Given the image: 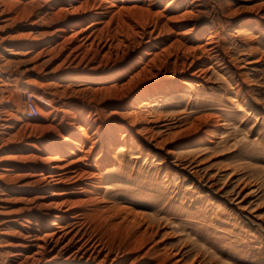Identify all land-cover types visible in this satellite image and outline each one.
<instances>
[{
    "label": "rangeland",
    "instance_id": "rangeland-1",
    "mask_svg": "<svg viewBox=\"0 0 264 264\" xmlns=\"http://www.w3.org/2000/svg\"><path fill=\"white\" fill-rule=\"evenodd\" d=\"M108 1H91L106 56L75 51L86 5L73 24L75 0H0V264H53L28 237L53 200L43 158L82 144L81 125L91 140L61 163L90 154L103 180L69 198L136 220L143 243L121 264H264V0Z\"/></svg>",
    "mask_w": 264,
    "mask_h": 264
},
{
    "label": "bare ground",
    "instance_id": "bare-ground-1",
    "mask_svg": "<svg viewBox=\"0 0 264 264\" xmlns=\"http://www.w3.org/2000/svg\"><path fill=\"white\" fill-rule=\"evenodd\" d=\"M91 1L92 0H75V2L79 4L78 7H76V9L73 8V3L69 6V8L74 9L69 16L73 24L80 23L79 20L82 19L85 23L88 22L87 25L81 27L76 32V35L74 34V38L80 41L79 45L75 47V51H80L84 47L93 49V47L95 48L96 46L98 49H107L105 52L107 56L111 54L112 50L115 48L111 42L112 38L111 40H109L110 38L105 40L103 37L104 29L101 28L99 34H96L98 30L97 27L101 24V16H103V11L101 12L99 9H104L105 7L103 4L97 5L96 2L91 3ZM106 1L110 2L108 0ZM111 3L113 7L116 6V0H111ZM85 5L89 7L90 13H85L86 11L82 13L85 7L81 12L82 14L77 17L79 18L77 21L75 16H78L77 13H79L80 8L82 9ZM87 9L88 8H86V10ZM119 12H121V10ZM207 52L209 55L208 58L212 59L213 57L219 56L220 50L218 46H212ZM150 55L153 56L150 60L148 59V61H153L155 63L154 60L157 59L159 53H152L150 51L145 52V56ZM85 58L86 55L82 57L81 61H84ZM150 62L146 65L148 66ZM146 65L129 75L125 83H121L120 85L119 83H115L104 90L108 92L114 89L118 91L124 90L127 85L135 81V76L141 77L147 70ZM144 104H148L147 101H145ZM79 134L82 135L83 138L82 144L77 141L75 137H65L62 141V145L54 148L43 158V162L46 164L48 171L40 174L42 175V182L48 186H55V188L52 189L50 195L53 200L44 205L46 213H40V216L36 218L37 222H34V225L37 226L34 230L43 233L39 235L38 233L30 232L28 235L29 241L32 243L29 246L36 247V251L30 256H32V258L37 256L43 257L47 252L52 253L56 251L55 255L48 259L49 263L57 264L59 263V259H61V263L63 264H121L124 260L122 252L137 249L143 243V237L135 235L136 220L129 221V224L123 229V224L127 221V218H123L122 222L116 223L115 220L121 217L116 210L106 212L92 209L88 210L86 209L87 204L85 201L75 202L69 198L72 194H79L82 192L84 188L83 185L91 184L89 182H84L86 175H89L87 178L92 179V181L103 180L99 175L103 164H93L90 154L70 160L68 164L61 163L66 160V154L69 152L75 155L77 154L74 149H72V145L82 146L88 143L92 138L89 133V127L79 126L75 136L77 137ZM101 158L106 160V162L104 161L106 164L110 163L109 158L105 157L104 154L101 155ZM71 185H73V189L76 188L79 191L75 192L72 190L71 187H69ZM28 222L33 223V219L30 218ZM113 254H115L114 257Z\"/></svg>",
    "mask_w": 264,
    "mask_h": 264
},
{
    "label": "built area",
    "instance_id": "built-area-1",
    "mask_svg": "<svg viewBox=\"0 0 264 264\" xmlns=\"http://www.w3.org/2000/svg\"><path fill=\"white\" fill-rule=\"evenodd\" d=\"M0 95H1V88H0ZM0 111H1V106H0ZM40 114L41 111L37 100L33 97V95L29 94L26 97V116L28 118L34 119L39 117ZM1 118H2V113H0V120Z\"/></svg>",
    "mask_w": 264,
    "mask_h": 264
}]
</instances>
